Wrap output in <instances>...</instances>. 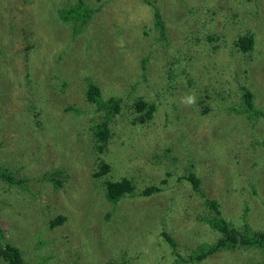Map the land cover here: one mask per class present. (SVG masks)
Returning a JSON list of instances; mask_svg holds the SVG:
<instances>
[{"label": "rangeland", "instance_id": "1", "mask_svg": "<svg viewBox=\"0 0 264 264\" xmlns=\"http://www.w3.org/2000/svg\"><path fill=\"white\" fill-rule=\"evenodd\" d=\"M74 1L0 0V166L25 180L0 178L4 238L27 264H261L255 248L189 257L218 235L204 199L264 231V117L235 111L244 88L264 110V0H85L78 30L54 14ZM90 82L120 99L102 148ZM100 160L110 170L95 176ZM123 177L159 190L109 202L104 181Z\"/></svg>", "mask_w": 264, "mask_h": 264}, {"label": "trees", "instance_id": "2", "mask_svg": "<svg viewBox=\"0 0 264 264\" xmlns=\"http://www.w3.org/2000/svg\"><path fill=\"white\" fill-rule=\"evenodd\" d=\"M90 8H88L85 0H75L64 8H56L54 14L60 18L61 22L69 26L75 25V30L81 28V24L86 21V18L91 16ZM155 16V25L158 29L161 38H164V21L159 13L153 9ZM77 20L81 22L77 24ZM73 29V26H72ZM238 42L239 46L244 51L249 49L253 44L252 36H243ZM86 100L95 104L97 112H104L100 124L96 125L93 130V137L96 142L100 143L98 148L105 146L108 138L107 122L108 118L112 113H116L120 107V99L111 97L107 100L101 97L100 89L93 83L87 84L85 91ZM242 97V109L235 110L237 113L246 114L249 119H255L256 117H264V110L257 108L254 105V93L251 89L244 88L241 94ZM137 111L143 112L144 117H150L154 113L156 106L146 103L143 99L138 98L134 104ZM98 170L93 173L95 176H101L110 170V167L103 161L100 160L98 163ZM0 178L4 179L10 184L19 183L18 181H25L23 178H17L14 176L11 170L0 166ZM187 179L191 180L193 189L196 193L202 194L200 189V179L197 178L190 172ZM105 198L111 203L118 202L122 197L131 194L139 195H151L152 193L159 190V187L151 185L145 186L139 191L135 189L133 183L125 177L121 179H106L104 181ZM204 195V194H203ZM204 205L206 210L209 212L207 215L202 216L203 220L209 225V227L217 232V237L211 242H201L195 249H193L191 257L189 259H196L201 261L215 253L223 250L235 251L238 249H258L261 255V264H264V231L255 230L250 227L247 221H244L242 225L236 226L230 220L225 218L221 214L219 204L215 200L204 199ZM64 216L58 215L50 221L52 226L62 223ZM161 235L164 240L168 241L173 249L176 246V241L166 232L162 231ZM175 252V250H173ZM177 260H182L181 255L175 252ZM0 260L5 261L7 264H27L23 259L22 251L17 246L9 243L3 236L0 228ZM177 261L176 264H181V261Z\"/></svg>", "mask_w": 264, "mask_h": 264}, {"label": "clouds", "instance_id": "3", "mask_svg": "<svg viewBox=\"0 0 264 264\" xmlns=\"http://www.w3.org/2000/svg\"><path fill=\"white\" fill-rule=\"evenodd\" d=\"M181 102L186 106H193L196 103V97L193 94H187L185 97H182Z\"/></svg>", "mask_w": 264, "mask_h": 264}]
</instances>
